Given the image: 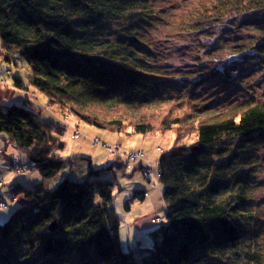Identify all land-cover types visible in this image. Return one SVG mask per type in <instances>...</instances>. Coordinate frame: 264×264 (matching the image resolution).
<instances>
[{"label":"trees","instance_id":"16d2710c","mask_svg":"<svg viewBox=\"0 0 264 264\" xmlns=\"http://www.w3.org/2000/svg\"><path fill=\"white\" fill-rule=\"evenodd\" d=\"M155 6L152 0H0L1 61L23 60L29 83L66 115L116 133L196 137L157 159L163 221L139 260L120 245L113 183L65 177L52 190L41 182L10 185L23 202L0 223V264H262L250 179L255 148L264 142V103L204 102L196 86L214 83L211 75L191 82L185 94L157 90L155 80L166 72L147 59L144 40L168 16ZM234 7L264 9V0H215L179 27L203 30L199 24ZM13 78L15 88L28 90ZM168 104L180 106L179 113L159 110L165 116L156 122L139 113L128 119L127 110L156 112ZM182 106L189 111L180 114ZM63 131L38 121L30 103L0 105V136L23 150L44 179L63 166L54 148ZM145 192L134 190L130 200L143 201ZM53 221L58 226L50 232Z\"/></svg>","mask_w":264,"mask_h":264},{"label":"rangeland","instance_id":"374dc122","mask_svg":"<svg viewBox=\"0 0 264 264\" xmlns=\"http://www.w3.org/2000/svg\"><path fill=\"white\" fill-rule=\"evenodd\" d=\"M214 1L152 0V4L168 16L145 34L147 59L166 72L161 76L165 78L155 80V86L165 95L185 94L191 82H202L211 75L207 78L212 80L213 77L214 83L204 81L196 86L204 102H217L222 106L250 100L264 103V9L234 7L222 17L199 24L203 30H182L179 27L191 13L196 14ZM15 62L0 59V72H12V77L5 76L6 81H0V105L30 103L37 111L38 121L62 127L61 147L54 148L55 156L64 163L52 178L44 179L23 150L0 136V223L5 222L23 202V195L14 194L10 185L32 188L41 182L46 189L52 190L65 177L73 181L111 182L113 206L120 223V245L126 251L131 250L139 260L142 249L152 246V229L163 221L161 209L164 203L162 187L158 183L157 159L175 144L189 145L194 142L195 134L177 140L171 131L143 136L135 134L132 128L128 132L116 133L78 121L76 117L66 115L57 105L49 103L47 97L29 83V72L23 60L15 57ZM13 77H19L28 90L15 88ZM182 77L190 82L184 84ZM178 107L168 104L156 108V112L131 109L127 110V116L129 120L136 121L140 119L137 118L139 113L156 122L165 116V111L159 110L173 111L170 114L173 116L179 113ZM182 107L180 114L189 111ZM73 135L75 137L72 138ZM94 139H98L100 144L93 146ZM112 145H120V151L114 153L111 150L114 154H110L107 146ZM128 152L130 158L138 154L140 158L134 163L129 162L126 157ZM254 153L256 165L250 179L251 204L255 210L256 225L262 228L260 241L264 248V142L257 144ZM14 159L17 161L11 163ZM88 164L96 174L89 172ZM104 166L107 168L102 169ZM141 189L146 191L145 199L130 200L133 191ZM126 201L130 209L125 207ZM259 253L260 262L264 264V249L262 255Z\"/></svg>","mask_w":264,"mask_h":264},{"label":"bare ground","instance_id":"6f19581e","mask_svg":"<svg viewBox=\"0 0 264 264\" xmlns=\"http://www.w3.org/2000/svg\"><path fill=\"white\" fill-rule=\"evenodd\" d=\"M98 144H100V141L98 140V139H94V141H93V146H97ZM107 148H108V150H109V153L110 154H114L115 152H118V151H120V145H112V146H107ZM114 152H112V151ZM130 152H132L133 154H134V151H130ZM130 152H128L127 153V155H126V157H127V160L129 161V162H131L130 161ZM138 158H140V156H139V154L138 155H136L133 159L135 160V161H137V159ZM17 161V160H16ZM132 163H134V162H132ZM141 167V166H140ZM145 169H146V167H144ZM102 169H105V166L102 168ZM146 172V171H145ZM145 175H146V173H144ZM144 174H142V175H144ZM147 178V177H146ZM147 179H149V178H147ZM146 180V179H145ZM148 183H150V179L149 180H146ZM159 218H155V220H158ZM162 222V221H161Z\"/></svg>","mask_w":264,"mask_h":264},{"label":"built area","instance_id":"2783aa9c","mask_svg":"<svg viewBox=\"0 0 264 264\" xmlns=\"http://www.w3.org/2000/svg\"><path fill=\"white\" fill-rule=\"evenodd\" d=\"M10 75H11V72H7V70L4 72H0V81L5 82L6 81L5 76H10ZM73 137H75V136L73 135L72 138ZM130 160L133 162L135 161L133 158H131ZM15 162H16V159H14L13 162L11 161V163H15Z\"/></svg>","mask_w":264,"mask_h":264},{"label":"water","instance_id":"95a60500","mask_svg":"<svg viewBox=\"0 0 264 264\" xmlns=\"http://www.w3.org/2000/svg\"><path fill=\"white\" fill-rule=\"evenodd\" d=\"M57 222H55V221H53V222H51L50 224H49V226H48V230L50 231V232H54L56 229H57Z\"/></svg>","mask_w":264,"mask_h":264},{"label":"crops","instance_id":"0c3cea01","mask_svg":"<svg viewBox=\"0 0 264 264\" xmlns=\"http://www.w3.org/2000/svg\"><path fill=\"white\" fill-rule=\"evenodd\" d=\"M71 136V135H70ZM71 139V138H70ZM128 209H130V208H128Z\"/></svg>","mask_w":264,"mask_h":264}]
</instances>
